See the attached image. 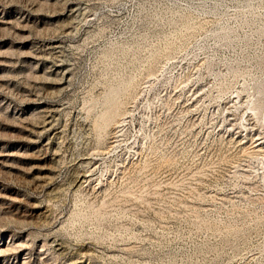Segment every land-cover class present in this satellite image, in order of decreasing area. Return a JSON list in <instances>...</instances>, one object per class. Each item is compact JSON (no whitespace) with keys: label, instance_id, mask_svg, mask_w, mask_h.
Listing matches in <instances>:
<instances>
[{"label":"rangeland","instance_id":"rangeland-1","mask_svg":"<svg viewBox=\"0 0 264 264\" xmlns=\"http://www.w3.org/2000/svg\"><path fill=\"white\" fill-rule=\"evenodd\" d=\"M0 264H264V0H0Z\"/></svg>","mask_w":264,"mask_h":264},{"label":"bare ground","instance_id":"bare-ground-1","mask_svg":"<svg viewBox=\"0 0 264 264\" xmlns=\"http://www.w3.org/2000/svg\"><path fill=\"white\" fill-rule=\"evenodd\" d=\"M2 252L0 251V254H1Z\"/></svg>","mask_w":264,"mask_h":264}]
</instances>
